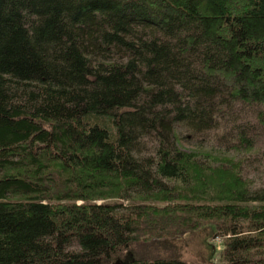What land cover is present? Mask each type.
<instances>
[{
  "label": "trees",
  "instance_id": "16d2710c",
  "mask_svg": "<svg viewBox=\"0 0 264 264\" xmlns=\"http://www.w3.org/2000/svg\"><path fill=\"white\" fill-rule=\"evenodd\" d=\"M0 264H264V0H0Z\"/></svg>",
  "mask_w": 264,
  "mask_h": 264
},
{
  "label": "rangeland",
  "instance_id": "374dc122",
  "mask_svg": "<svg viewBox=\"0 0 264 264\" xmlns=\"http://www.w3.org/2000/svg\"><path fill=\"white\" fill-rule=\"evenodd\" d=\"M180 133L183 132L181 131ZM213 143H214V138H212L210 141L209 140L200 141L198 138H196L194 139L193 143L187 142L185 139H182L180 142V147L185 150L201 149L203 151V152L201 151L202 153H200L201 158L204 159L205 156L207 155L206 154L207 152H211L215 150L216 153H218L220 152L219 149H223V148H217V145ZM202 145H204L203 147L205 148L201 147ZM211 153H215V152H211ZM222 243H223V237L217 236L214 233V230L209 229L208 227L206 228L202 227L198 229L197 232H190L186 234L182 240L180 238V240L176 241V245L180 247L183 258L193 262H200L202 260H206L207 258H210L213 261H218L220 259V255L222 252L221 249Z\"/></svg>",
  "mask_w": 264,
  "mask_h": 264
}]
</instances>
